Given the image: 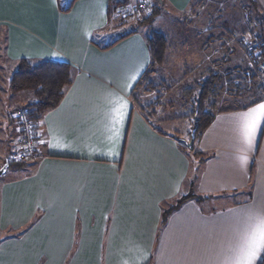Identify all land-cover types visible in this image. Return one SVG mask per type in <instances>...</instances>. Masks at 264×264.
<instances>
[{
	"label": "crops",
	"instance_id": "1",
	"mask_svg": "<svg viewBox=\"0 0 264 264\" xmlns=\"http://www.w3.org/2000/svg\"><path fill=\"white\" fill-rule=\"evenodd\" d=\"M112 1L72 0L62 10L61 0H0V68L12 69L3 93L20 59L68 62L75 69L60 102L38 123L37 159L8 165L0 176V264H137L145 255L143 264H225L245 215H264V118L250 145L241 120L264 103V91L257 81L240 82L233 93L222 90L211 123L186 148L190 125L163 128L132 98L152 63L149 32L142 30L149 12L136 15L140 26L117 39L120 30L109 29L117 18ZM157 1L160 14H188L196 4V16L209 17L207 32L203 23L190 29L192 21L191 31L181 32L182 49L191 39L201 56L200 78L220 63L247 67L243 49L228 44L231 33L247 26L244 8L239 22L229 0ZM252 1V17H264V0ZM259 33L264 43V21ZM113 34L119 36L105 42ZM170 38L178 48V39ZM24 94L21 105L31 96ZM118 98L128 107L116 136L110 117ZM16 99L0 96V168L11 160L16 125L9 115ZM256 264H264V252Z\"/></svg>",
	"mask_w": 264,
	"mask_h": 264
},
{
	"label": "trees",
	"instance_id": "2",
	"mask_svg": "<svg viewBox=\"0 0 264 264\" xmlns=\"http://www.w3.org/2000/svg\"><path fill=\"white\" fill-rule=\"evenodd\" d=\"M71 3L72 0H69L68 4L60 6V8L62 10H67ZM244 4L249 8L248 17H246L248 25H252V27L258 29L259 32V29L263 26L264 17H252V15L254 16L253 13L256 11L254 1L246 0ZM160 8V3L156 0V3L143 21L150 23L153 16L159 12ZM110 10V12H113V4L111 5ZM209 27L210 23L207 25V28ZM132 32L133 30H129L126 33H122L117 39L123 38ZM146 43L151 54L152 63L136 84L132 98L138 105L139 109L143 112L146 119L150 121L151 117L156 116V111H152L153 103L161 100V92L158 89L163 88L165 84L162 82H154L149 79V76H151V72L155 70V64H158L163 60L166 48V39L163 34L156 31H150L146 37ZM246 66V68L241 70L239 68L232 70L230 68H225L224 64L220 63L217 68L209 70L208 75L205 77L200 78L199 72L194 79L193 86L183 89V94H185V92H192V89L196 90V95L191 101V108H188V105L185 106V110H188V114L185 116L190 120V131L187 133L189 137L191 132L194 131V138H196L211 123L213 119L211 111L216 105V98L225 88L233 93L236 90L241 89V83L246 81L254 83L257 81L258 88L264 91V84L262 83L261 78L257 75L256 69L249 66L247 60ZM74 74L75 69L68 62L20 59L9 78L10 94L29 92L31 96L23 105L16 107L12 110V112L20 108L26 109L28 115L35 122V125L38 128V123L42 115L60 102L64 93L70 86ZM140 87L143 88V90L155 92L156 98L152 102L142 103L138 95V89ZM165 90H167V88H165ZM12 112L9 116L13 121L11 115ZM184 144L185 143H183V145ZM184 146L188 148L186 145ZM25 163L26 162L13 160L8 161V165L13 166L14 168H20ZM184 198H187V196L182 197L179 201H177L176 207L183 201ZM173 207L163 213V221L166 219L168 213L173 209Z\"/></svg>",
	"mask_w": 264,
	"mask_h": 264
},
{
	"label": "rangeland",
	"instance_id": "3",
	"mask_svg": "<svg viewBox=\"0 0 264 264\" xmlns=\"http://www.w3.org/2000/svg\"><path fill=\"white\" fill-rule=\"evenodd\" d=\"M229 1H231V3L232 2L234 3V5L231 6V9H232L233 13L235 14V16L233 17V20L240 22V20H242L241 16H243L240 9L242 10V8L246 7L245 4L243 3V1H241L239 8H237L236 7V0H229ZM68 2H69V0H61V3L63 5L68 4ZM162 8H163V6H161V8H160V12H161ZM194 8H195V10H194ZM197 12H201V9L197 8V6L195 4L194 6H192L190 8V10L188 11V14H179V13L176 14L173 12L170 15H164V14L158 13V14L153 16L148 27H147V25H145V28H142V30L143 29L145 31L148 30V32H150L151 30L156 31V32L161 31L164 34H167L168 37L171 36L172 38H174L175 41H177V39H178V48H177L176 46H174L175 43H173V42L168 44V42H167L168 37L166 38V35H164V37L166 39V48H165L163 60L161 62H159L158 64H155L154 67L157 70L156 74H154L153 76L152 75L149 76V79L153 80L154 82H158L160 79H164V82H167V84H165L163 88L158 89L162 93L161 94L162 99L157 101V102L155 101L156 103H153V106H152V111H154V110L156 111V116H153L152 119L154 122H157V124L163 128L167 127L169 129L172 128V129H176L178 131H181L182 129H184L183 125L184 126L187 125V127L190 125V120L185 116L188 114V112H187L188 110H185V106L188 105V108H191V101L193 100L194 96L196 95V90L192 89V92H190V93L185 92V94H183L184 93L183 89L186 87L193 86L194 79L196 78V75L199 73V71L196 69V65L198 63L197 58H200L201 56L197 55L198 50H197L196 44L195 45L193 44L194 43L193 40H191V39L186 40V41H188V45H186L187 48L185 50L182 49V47L180 46V43L182 45L181 39H183V38H182L181 32L191 31L190 29L194 30L195 25H197V24L203 23V26L201 28L204 29L205 32H207L206 30L209 29V28H207V25L209 23V21H208L209 17H197L196 16ZM244 14L248 15V13L246 14L245 12H244ZM187 15H188V17H187ZM135 17L129 18L126 20L122 19V18L120 19L118 17L114 18V20H112L113 23L110 25L109 29L110 28H111L110 30L118 29V30H120L119 32L124 33V32L131 30L133 27H138V26H140L139 24H141L140 23L141 21L138 19V17H136V18ZM244 19L246 21L245 24H247V26L244 27L239 32L231 33L228 44L234 45L235 47H240L238 45V43H236V41L233 40L237 34H240L241 32H244L246 30L247 31L252 30V29L258 31V29H256L255 27H252V25H248V21L246 20V17H243V20ZM188 21H192L191 26H193V28L187 26ZM188 27L190 29H188ZM109 29H108V31H109ZM108 31H106L104 33L106 36L108 35ZM161 32H159V33H161ZM179 33H181V34H180V37L178 38ZM116 36L118 37L119 34L118 35L113 34L112 36L105 38V42H108L110 40L115 39ZM204 36L205 35L202 36L203 39H204ZM172 38H170V40ZM170 40H169V42H170ZM201 41H203V40L201 39ZM263 45H264V43H263ZM241 48L243 49L242 46H241ZM263 50H264V48H263ZM192 51H194L195 53L192 54ZM243 53H245L246 59H248L246 52H245V49H243ZM2 61L3 60L1 59L0 65L4 66V63ZM11 70H8L5 68H0V96L3 99L8 98V97L10 99L17 97L15 102H17L18 104H16V106L15 105H12V106L18 107V106H21V104H19L18 100L19 99L23 100L22 96L25 95L24 93L23 94L22 93L10 94L9 81H8L7 93H3L1 91V89L4 87V83H5L4 80L6 77V73L8 74V71H11ZM165 88H167V90H165ZM164 92H166V93H164ZM138 95H139V99L142 103L152 102L156 98L155 92L143 90V88H141V87L138 89ZM168 102H173V103H172V105H169ZM137 108L139 109L138 105H137ZM159 119H161V120L168 119L169 120L168 122L170 123V125H165V123H163ZM184 134H186V133H184ZM189 138L190 137L187 134L184 135V141H188ZM184 145H186V143ZM10 156H11V154H10Z\"/></svg>",
	"mask_w": 264,
	"mask_h": 264
},
{
	"label": "built area",
	"instance_id": "4",
	"mask_svg": "<svg viewBox=\"0 0 264 264\" xmlns=\"http://www.w3.org/2000/svg\"><path fill=\"white\" fill-rule=\"evenodd\" d=\"M113 15L129 19L134 18L141 12H149L155 4V0H114ZM248 7H244L247 14ZM238 45L245 49L248 65L256 69L257 75L264 84V45L258 31L246 30L233 39ZM13 121L16 125V136L14 138L11 160L29 162L37 159L40 149V137L35 122L30 118L24 108L13 111Z\"/></svg>",
	"mask_w": 264,
	"mask_h": 264
},
{
	"label": "snow or ice",
	"instance_id": "5",
	"mask_svg": "<svg viewBox=\"0 0 264 264\" xmlns=\"http://www.w3.org/2000/svg\"><path fill=\"white\" fill-rule=\"evenodd\" d=\"M135 78V75L131 77L133 80ZM127 107V102L118 98L116 106L111 111L110 121L112 131L116 136L119 135L118 126L123 121ZM262 118H264V103H257L255 107L241 114L242 134L245 142L249 145L255 137ZM262 252H264V215L249 212L243 220V228L239 234L237 245L233 249L232 255L226 258L225 264H256ZM146 259L147 255L143 257V260ZM143 260L137 261V264H143Z\"/></svg>",
	"mask_w": 264,
	"mask_h": 264
},
{
	"label": "water",
	"instance_id": "6",
	"mask_svg": "<svg viewBox=\"0 0 264 264\" xmlns=\"http://www.w3.org/2000/svg\"><path fill=\"white\" fill-rule=\"evenodd\" d=\"M160 1V0H159ZM186 143V146L188 149H192L193 142H194V131L190 134V139L188 141H184ZM8 167V163H4L2 167L0 168V176L3 175Z\"/></svg>",
	"mask_w": 264,
	"mask_h": 264
}]
</instances>
